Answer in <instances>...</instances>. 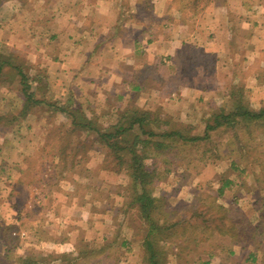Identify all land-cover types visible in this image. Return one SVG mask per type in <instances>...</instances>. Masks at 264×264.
<instances>
[{"label":"crops","instance_id":"0c3cea01","mask_svg":"<svg viewBox=\"0 0 264 264\" xmlns=\"http://www.w3.org/2000/svg\"><path fill=\"white\" fill-rule=\"evenodd\" d=\"M196 10V17L184 19L193 8L171 0H0V56H13L15 64V58L28 60L36 94L24 115L17 78L0 82V92L13 88L20 98L14 113L0 115V166L8 171L4 179L15 189L24 172L62 173L54 183L46 177L42 184L59 185L61 198H51L56 189L37 185L29 188L37 191L30 192L24 207L10 205L21 218L47 207L52 217L32 218L29 231L43 248L79 259L85 250L81 239L101 241L105 252L128 244L120 235L109 239L113 223L97 211L102 205L99 187L82 181L84 191L65 189V173L107 168L91 162L85 166L79 154L74 158L78 151H70L72 143L63 142L70 133L52 132L54 124L71 125L66 114L59 120L50 116L55 103L74 98L94 123H117L124 111L135 108L179 123L186 117L195 125L207 124L216 109L228 111L241 97L255 109L264 107V0H210ZM8 68L3 66L1 73ZM7 122L13 127L3 129ZM69 155L63 165L62 158ZM40 159L43 164L35 165ZM37 196V207L28 204ZM8 198L18 202L17 193ZM100 220L110 227L104 237L92 228ZM55 222H64L63 233L55 231ZM45 230L48 237L41 236Z\"/></svg>","mask_w":264,"mask_h":264},{"label":"rangeland","instance_id":"374dc122","mask_svg":"<svg viewBox=\"0 0 264 264\" xmlns=\"http://www.w3.org/2000/svg\"><path fill=\"white\" fill-rule=\"evenodd\" d=\"M171 2L188 5L193 0ZM185 14L186 17L189 16V13ZM15 59L28 71L26 68L30 67V64L28 66L26 58ZM9 70L0 73V82L5 80L7 83L10 80L8 76H12L13 71ZM14 83L21 89L18 78ZM3 91L0 92V115L8 111L14 113L13 106L20 101L19 94L20 97L22 94L20 91L18 94L13 88ZM3 95H6V98ZM217 111L219 110L216 109L214 113ZM62 115L65 113L56 107L50 114L57 120L62 119ZM11 117L5 116V119ZM166 119L169 124L163 128L178 129L186 137H204L186 142L179 138L172 142V147L163 151L156 150L153 141L146 148H143L145 144H139L140 149L147 151V165L156 169L149 180L152 182H148L147 191L151 201L144 202L149 204L146 209L139 199L142 187L139 183H132L126 163L116 158L96 133L93 125L92 129L80 127L72 130L70 126L67 128L65 125L60 127L54 124L52 132L65 130L70 133L68 139L63 142L72 143V146H69L70 151H78L74 155L76 160L80 157L85 166L91 162V165L99 163L107 168L102 172H67L64 187L68 189L74 186L77 190L84 191L81 183L85 181L100 188L98 197L101 198L102 205L97 211L103 220L105 218L113 223V236L109 239L120 235L122 241L128 243L123 248L113 247L112 251L105 252L101 241L86 242L81 239L79 246L85 250L79 259L62 251H52L49 247L48 250L43 248L39 241L29 237V231L32 218L45 220L46 216L52 217L47 215V207L33 209L27 212L33 213V217L27 215L23 218L15 215L10 207H24L30 199V192L33 191L29 188H37V185H40V188L56 189L51 198H61L60 188H57L59 185L43 187L42 184L46 177L48 183H54V176L62 173L51 172L46 176V173L37 170L27 171L22 173L24 181L19 182L13 189L11 183L7 187L9 181L4 179L8 171L3 170L4 165L0 166V264H149L143 239L155 223L167 227L163 239L159 242L160 245H165L168 251L166 264H201L203 261H209V264H264V123L218 126L206 133L207 124L195 125L186 117L184 122L180 123L171 118ZM111 124L105 120H97L94 126L104 131ZM12 127L10 122L3 125V129ZM171 141L168 139V142ZM125 142L128 144L132 140L126 139L121 141V144L124 145ZM69 158L70 155L62 158V164L66 165V159ZM124 158L127 160L128 156L125 155ZM1 159L0 156V161ZM40 163L43 164L41 159L35 165L39 166ZM12 174L16 175L15 172ZM226 181L231 183L220 190ZM35 191L37 190L33 192ZM9 193L10 196L18 194L16 204L13 199L8 198ZM36 198L28 204L37 207L39 199L38 196ZM145 211L148 212V217ZM62 223L53 224L58 234L66 229ZM83 225L88 230V223ZM92 228L104 237L110 227L100 220L93 224ZM45 232L41 233L42 237L50 235L49 231ZM137 234L142 237L135 239ZM80 235L81 238V231ZM95 239L99 240L97 237ZM132 241L133 245L130 244ZM75 257L78 258L76 255Z\"/></svg>","mask_w":264,"mask_h":264},{"label":"trees","instance_id":"16d2710c","mask_svg":"<svg viewBox=\"0 0 264 264\" xmlns=\"http://www.w3.org/2000/svg\"><path fill=\"white\" fill-rule=\"evenodd\" d=\"M209 1L210 0H193L192 3L184 5L188 8H193V12H188L189 16H185L184 19L196 17L199 14L196 12V9L205 7ZM7 65H9V69L13 71L12 76H8V79L13 80L16 77L20 81V93L22 94V97L25 98V106L22 109V114L26 115L29 110L28 103L36 101L35 91L32 90V83L35 79L23 68L22 63L19 62L15 64L13 56H8L5 59L0 56V73L2 67ZM54 106L56 109L64 112L71 120L70 127L72 130H77L80 127L90 129L93 125L96 133L99 134L100 138L111 149V152L115 154L116 158L126 163L127 169L132 178V183H139L142 187V195L139 199L143 203H150L151 201V198L148 195L147 186L152 182H149V180L156 170L147 165L146 158L148 155L146 154L147 151L143 148H146V146L153 141L155 149L163 151L168 147H172V142L179 138L186 142L204 137H186L178 129H168V127L163 128L164 125L166 126L169 124V120L162 118L158 112H152L149 110L135 108L126 110L123 112L122 118L117 123H112L109 128L103 131L94 126V121L87 116L83 108L77 104L74 98H69L62 105L55 103ZM210 118V122L206 125V133L209 129L218 126H236L239 123H244L246 125L252 123H264V107L253 109V107L241 97L240 99L233 101L230 110L227 111L222 108L213 113ZM146 135L147 138H145ZM156 137L159 138L154 140ZM126 139L132 140V142L128 144L125 142V144L122 145L121 141H125ZM168 139L172 140L171 143L168 142ZM139 144H145V146L140 149L138 147ZM125 155L128 156L127 160L124 158ZM230 183V181H226L220 190ZM148 205V203H144L143 208L146 209ZM145 213L148 217V212L145 211ZM166 228V226H160L155 223V225L150 227L148 234H146L143 239L146 259L149 264H166L167 262L168 251L165 248V245L163 246L159 243L164 237V230ZM27 260L30 261L31 259ZM201 264H209V261H203Z\"/></svg>","mask_w":264,"mask_h":264}]
</instances>
